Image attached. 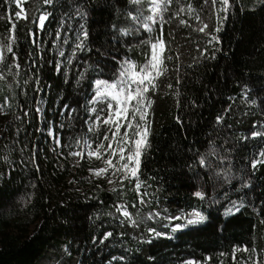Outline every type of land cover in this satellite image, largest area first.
<instances>
[{"label":"trees","instance_id":"16d2710c","mask_svg":"<svg viewBox=\"0 0 264 264\" xmlns=\"http://www.w3.org/2000/svg\"><path fill=\"white\" fill-rule=\"evenodd\" d=\"M55 2L51 28L63 18L77 21V8L88 10L82 23L92 49H77L59 74L49 53L39 56L35 47L39 17L50 9L45 0H27L20 18L17 0H0V51L5 61L9 46L18 56L8 68L0 61V132L13 148L11 163L0 166V264L264 261V103H253L264 100V0H229L227 9L223 0H173L150 30L129 15H148L145 2ZM158 40L161 72L146 93L148 139L135 179L146 210L159 218L133 225L84 162L72 166L44 145L41 128H53L69 158L88 135L95 81L119 83L128 61L148 66ZM42 99L44 123L36 110ZM200 155L210 168L198 165ZM223 171L230 181L217 175ZM194 212L231 223L223 233L189 232ZM179 217L185 228L173 230ZM180 231L186 234L177 238Z\"/></svg>","mask_w":264,"mask_h":264},{"label":"rangeland","instance_id":"374dc122","mask_svg":"<svg viewBox=\"0 0 264 264\" xmlns=\"http://www.w3.org/2000/svg\"><path fill=\"white\" fill-rule=\"evenodd\" d=\"M26 1L27 0H18L17 2L18 8L22 11L21 17L24 16L23 4ZM139 2L148 4L147 11L149 14L142 15L138 24L143 27V24L147 23L149 26L147 30H150L152 23L159 18L158 16L163 10L171 6L173 0H139ZM153 3L159 4V8H157L155 13H153L149 7V5ZM48 11H50V9ZM188 14H192L190 10ZM148 17H152V19H148ZM50 24L52 23L46 20L44 27L41 28L38 22L39 34L35 40L37 53L41 56L42 53L47 52L56 63L64 65L70 62L72 55H74L77 50L75 47L76 40L74 33L67 31L69 27L77 28V21L69 22L67 18H63L57 25L52 27L53 29L50 27ZM57 32L60 33L59 36H56ZM65 37L68 38L67 44L64 43ZM153 51H155L160 58L162 57L163 44L161 40H158L156 43L155 50L152 48V54ZM60 52H63L64 55L61 56ZM150 62L148 70L152 74L150 78L154 77L153 82H155V79L161 72V64L158 65V69L152 70L150 68ZM143 68L145 67H140L128 61L123 66L125 75L119 83L107 81L105 83L103 80L94 83L93 92L88 102V109L91 116L88 122V135L79 143L77 148L69 154V158H66L60 151L59 139L55 136L53 128H46L44 126L41 128L42 135L45 136L43 138L44 145H47L56 156L69 162L72 166H78L80 162H84L88 167L87 172L89 176L93 180L100 182V184H98L99 187L105 188L114 195L116 199V210L133 225L145 223L147 221L154 222L159 218L158 215L154 216L146 210L143 192L140 191L135 176L131 174V167H135V165L126 160L129 154L128 149L133 148L134 140L139 138L136 137L135 134L139 135L142 129H146L147 133L145 132L144 134H147L148 139L147 121L149 102L146 99V93L150 91L152 87H149L147 92L141 93L142 98L140 101L137 102L135 98L131 101H126L127 91L135 88L136 85L134 82L145 75V73L141 72ZM124 81L128 82V84L125 91L122 92L120 88L124 86L122 83ZM109 85H115V87ZM117 93L120 96V100L126 101V104L120 103L119 100L115 99ZM110 104L113 105L111 109L108 108ZM122 107H125L126 112L122 113L120 116H118L119 113L116 115L115 113ZM92 108H96L97 111H91ZM37 109H39V111ZM37 109L41 122L44 123V112L46 110V101L44 99L40 100ZM101 109H103V111H101ZM4 115V109L0 106V120H2ZM97 116L100 117L99 120L96 119ZM109 117H111L110 120ZM116 121H119V124L116 125ZM128 125L131 128H129ZM125 133L128 135H125ZM126 139L128 141L127 143L124 142ZM146 146L147 141L142 146L141 154ZM121 148L124 149L123 156L125 159L121 156ZM12 149V142L0 132V166L9 165L11 163ZM138 156L139 154L137 152V167L139 164ZM126 162L130 164L128 169H125L123 166ZM177 219L180 221L179 224L185 222L183 217ZM172 229L178 230L175 229V226ZM108 236L109 235L106 234V237ZM153 236L157 237L155 233H153ZM115 260L117 261L116 264L122 263L121 259ZM256 260H259L260 264H264V261L258 256L254 259L247 257L240 261L232 259L231 263L226 264H253ZM185 264L199 263L188 261Z\"/></svg>","mask_w":264,"mask_h":264},{"label":"snow or ice","instance_id":"6c2138e0","mask_svg":"<svg viewBox=\"0 0 264 264\" xmlns=\"http://www.w3.org/2000/svg\"><path fill=\"white\" fill-rule=\"evenodd\" d=\"M18 2V0H17ZM117 3H120L121 0H116ZM135 3H139V0H134ZM45 3L46 5L49 6L50 8V11H45V13L43 15H41L39 17V26L41 28L44 27L45 25V21L48 20L49 23H54L55 22V12H56V8L59 7V5L56 4L55 0H45ZM228 3H229V0H223V5L225 7V9H227V6H228ZM151 11L153 13L156 12L157 8H159V4H156V3H153L151 5H149ZM22 15V11H17L15 13V16L17 18H20ZM129 15L132 17V19L136 20L137 23H139L140 19H141V16H142V9H139V10H132L130 9L129 10ZM75 16L77 18V28H71L69 27L67 29L68 32L70 33H74L75 35V40H76V44H75V47L76 49H80V50H83V49H86V48H89L88 44L86 43L88 40H89V31H87L85 29V25L84 23H82V21H85L88 17V10L85 9L83 11L79 10V8H77L76 10V13H75ZM148 19H152V17H148ZM143 27L145 29H147L149 26L147 23H144L143 24ZM113 31V35H115V33L117 31H119L118 29H115L113 27L112 29ZM133 32L136 31V28L134 27L132 29ZM128 33L125 32L124 35H127ZM60 33L57 32L56 33V36H59ZM64 43L67 44L68 43V38L65 37L64 39ZM109 43H111V41H109ZM117 45L119 44V40L117 39L116 41ZM152 48L153 50H155L156 48V44H152ZM92 49L89 48V51H91ZM8 54H9V57H8V61H15L18 59V56L15 54L16 53V49L13 48L12 46H9L8 49ZM25 55H27V53H25ZM60 55L63 56L64 53L63 52H60ZM0 61H4V67L5 68H8L9 67V63L8 61H5V57L3 55V52L0 51ZM30 63H32L30 61ZM97 64H99L100 62L97 61L96 62ZM162 63L161 61V58L160 56H158L155 51H153V54L151 56V62H150V68L152 70H156L158 69V65H160ZM17 68H19V64H16L15 65ZM11 70V69H10ZM105 69L101 68L100 71L103 72ZM141 72L145 73V75L142 76L141 79H139L138 81H135V88L133 89H130L127 91V94H126V101H131L133 100L134 98L136 99V101H140L141 100V93L142 92H147L149 87H155L154 85V77L150 78L151 77V72H149L148 70V66H146L145 68L141 69ZM54 74H59V64L57 63L56 64V71L54 72ZM119 75L121 77H123L125 75V71L122 69L121 72L119 73ZM99 79H97L96 81H98ZM95 81V82H96ZM101 81V80H100ZM106 83V81H104ZM124 86H122L120 88V91H125V88L127 87V84L128 82L124 81L122 82ZM111 87H115V85H109ZM245 91V95H249V92L247 90V88L244 90ZM116 100H119L120 103H125L126 104V101H121L120 100V96L119 94L117 93L116 95ZM253 103H264V100H261V101H253ZM65 107L67 108L68 105H65ZM113 107V105L110 104V106L108 105V108L111 109ZM126 107V106H125ZM125 107H122V108H119V111H117L115 114L117 115V113H119L118 116H120L122 113H125ZM39 111V109H37ZM91 111L95 112L97 111L96 108H92ZM101 111H103V109H101ZM145 118V116H144ZM97 120L100 119L99 116L96 117ZM111 119V117H109V120ZM221 120V117L220 116H217L216 117V122L219 123ZM119 124V121H116V125ZM129 127V125H128ZM131 128V127H129ZM147 133L146 129H142V131L140 132L139 135H136V137H139L137 139L134 140V147L133 148H129L128 149V152L129 154L127 155L126 157V160L128 162H131L132 164L135 165V167H131V174L132 176H136L137 175V152L139 154L138 156V161H139V165H140V157H141V149H142V146L146 143L147 141V134L145 135L144 133ZM125 135H128L127 133H125ZM257 135V133L255 131L251 132V136L252 137H255ZM125 143H127V139L124 141ZM139 142V143H138ZM121 156L123 157V159H125V157L123 156V152H124V149L121 148ZM198 165L202 168H210L211 167V164L207 161V158L203 155H200L198 157V161H197ZM124 168L125 169H128L130 167V164L129 163H125L124 165ZM255 166V161H253V167ZM218 176H221L222 175V178L226 181H230L231 180V176L229 175V173L227 171H223L222 173H217ZM10 178V177H9ZM244 187L246 188H251L252 185L250 183H245L244 184ZM194 195L196 197H200L201 199H203L204 197V193L202 191H195ZM240 209L237 207L235 209L236 212H238ZM193 219H189L187 221V224L189 226V229L188 231L189 232H196V233H202L203 231H205L207 228H214V229H219V231L221 233H223V231H225L228 227V225L231 223V220H228V219H225L222 223H218L219 221V217L218 216H213L211 212H208L206 215H202L200 212H194L193 213ZM210 218V220H209ZM204 221L203 224H201V222ZM192 226H195V227H192ZM185 228V225L184 224H176L175 225V229H178V230H182ZM150 232H154L155 230L154 229H149ZM157 237L163 235L162 233H159V232H156L155 233ZM186 233L183 232V231H180L177 238H180L181 236L185 235ZM107 235H111V233H107ZM238 247V246H237ZM244 251H249V249L247 247L244 248ZM150 255H152L150 253ZM113 259H115V257H113ZM121 259H123V257H121ZM233 259L235 260V255H233ZM153 264H155V258H153ZM253 264H260V261L259 260H256L253 262Z\"/></svg>","mask_w":264,"mask_h":264}]
</instances>
